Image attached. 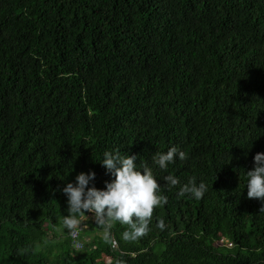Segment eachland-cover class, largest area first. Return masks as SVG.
Instances as JSON below:
<instances>
[{
	"label": "trees",
	"instance_id": "trees-1",
	"mask_svg": "<svg viewBox=\"0 0 264 264\" xmlns=\"http://www.w3.org/2000/svg\"><path fill=\"white\" fill-rule=\"evenodd\" d=\"M171 145L187 159L158 184L196 177L204 197L163 188L145 236L88 220L73 248L65 183L92 171L103 189V151L151 164ZM258 152L264 0H0V264H264Z\"/></svg>",
	"mask_w": 264,
	"mask_h": 264
},
{
	"label": "clouds",
	"instance_id": "clouds-1",
	"mask_svg": "<svg viewBox=\"0 0 264 264\" xmlns=\"http://www.w3.org/2000/svg\"><path fill=\"white\" fill-rule=\"evenodd\" d=\"M138 158L136 154L128 155L120 149L105 150L99 163L112 179L105 182L103 189L88 186L95 177L92 171L80 172L74 182L65 183L60 191L66 197L67 214L61 219L69 235L86 228L85 221L91 220L102 231L106 241H111L112 229L117 223L127 226L121 233L122 239L136 241L150 231L154 208L168 202L163 188L179 185L178 197L187 195L196 200L203 198L208 191V186L203 181L197 182L196 177L181 183L180 178L172 173L162 177V186L158 184L154 168L167 172L169 165L187 159L186 152L176 145L169 146L166 151L154 152L151 164L136 163ZM244 175L247 198L260 201L259 212H264V153L258 152L253 156V167ZM156 227L163 230L165 221L157 219Z\"/></svg>",
	"mask_w": 264,
	"mask_h": 264
},
{
	"label": "built area",
	"instance_id": "built-area-1",
	"mask_svg": "<svg viewBox=\"0 0 264 264\" xmlns=\"http://www.w3.org/2000/svg\"><path fill=\"white\" fill-rule=\"evenodd\" d=\"M79 234H80V231L78 233H76V234L70 235L71 238H72V241H73L72 246H73V248H75L77 250H80L83 247V243L79 239ZM227 246L231 247L232 244L227 243Z\"/></svg>",
	"mask_w": 264,
	"mask_h": 264
},
{
	"label": "rangeland",
	"instance_id": "rangeland-1",
	"mask_svg": "<svg viewBox=\"0 0 264 264\" xmlns=\"http://www.w3.org/2000/svg\"><path fill=\"white\" fill-rule=\"evenodd\" d=\"M85 229H88V227L84 228V230H85ZM83 235H84V238H83L84 243L89 242V241H90V237L88 238V236H86V235L84 234V232H83Z\"/></svg>",
	"mask_w": 264,
	"mask_h": 264
}]
</instances>
